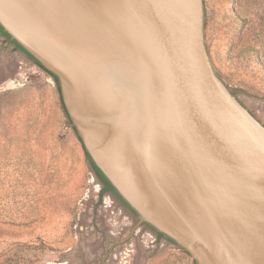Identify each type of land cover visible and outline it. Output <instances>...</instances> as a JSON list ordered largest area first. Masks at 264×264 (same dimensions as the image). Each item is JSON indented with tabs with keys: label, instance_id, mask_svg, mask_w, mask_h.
<instances>
[{
	"label": "water",
	"instance_id": "water-1",
	"mask_svg": "<svg viewBox=\"0 0 264 264\" xmlns=\"http://www.w3.org/2000/svg\"><path fill=\"white\" fill-rule=\"evenodd\" d=\"M34 19L106 32L118 144L90 121L125 160L118 174L136 200L88 145L72 109L78 80ZM0 26L57 77L86 153L142 221L195 264H264V127L208 61L202 0H0Z\"/></svg>",
	"mask_w": 264,
	"mask_h": 264
},
{
	"label": "rangeland",
	"instance_id": "rangeland-1",
	"mask_svg": "<svg viewBox=\"0 0 264 264\" xmlns=\"http://www.w3.org/2000/svg\"><path fill=\"white\" fill-rule=\"evenodd\" d=\"M202 11L214 73L264 127V0H202ZM58 87L0 39V264H195L99 196Z\"/></svg>",
	"mask_w": 264,
	"mask_h": 264
},
{
	"label": "bare ground",
	"instance_id": "bare-ground-1",
	"mask_svg": "<svg viewBox=\"0 0 264 264\" xmlns=\"http://www.w3.org/2000/svg\"><path fill=\"white\" fill-rule=\"evenodd\" d=\"M36 21L34 19L31 31L54 47L55 52L59 53L62 60H66L72 69L73 76L78 80V85H74L75 96L72 109L76 123L84 132L88 145L99 161L112 173L120 188L131 199H135L133 189H129L132 186H126L127 181L118 174V168L124 164L125 160L115 155L114 153L117 152L114 149L111 150L109 144L107 145L104 139L94 132L101 128L111 135L110 140L118 144L119 130L116 129L111 117L113 102L110 98V45L106 32L101 29L98 34H95L92 30L90 35H86L81 33L82 31L75 25L67 22L39 25ZM92 116L94 122L99 124L98 128L91 126L93 125L90 121Z\"/></svg>",
	"mask_w": 264,
	"mask_h": 264
},
{
	"label": "trees",
	"instance_id": "trees-1",
	"mask_svg": "<svg viewBox=\"0 0 264 264\" xmlns=\"http://www.w3.org/2000/svg\"><path fill=\"white\" fill-rule=\"evenodd\" d=\"M0 33L1 35L8 41L10 42V44L13 45V47L15 48V50L19 51L24 57H26L27 59H29L35 66H37L40 70H42L43 72H45L47 75H49L50 77H52V79L57 83V86H59L58 84V80L57 77L55 75H53L52 73H50L49 71H47L36 59H34L25 49H23L16 41L12 40L10 38V36L2 29V27L0 26ZM59 88V87H58ZM62 104V101H61ZM85 156L90 164V167L92 169V171L94 172V175L97 179V181L101 184V194L103 193H111L114 195V197L126 208H128L130 211H132L133 213H135L123 200L122 198L118 195V193L115 191L114 187L110 184V182L105 178V176L102 174V172L96 167V165L92 162V160L90 159L89 155L86 153L85 151ZM157 233L158 236L160 237H164L166 238L163 234L155 231ZM168 239V238H167ZM170 240V239H168ZM171 241V240H170Z\"/></svg>",
	"mask_w": 264,
	"mask_h": 264
},
{
	"label": "flooded vegetation",
	"instance_id": "flooded-vegetation-1",
	"mask_svg": "<svg viewBox=\"0 0 264 264\" xmlns=\"http://www.w3.org/2000/svg\"><path fill=\"white\" fill-rule=\"evenodd\" d=\"M0 39H2L3 41H4V43H5V46H7V47H9V49L10 50H13V51H17V50H15V48L13 47V45L12 44H10V42H8L2 35H1V33H0ZM19 52V51H18ZM20 53V52H19ZM108 194L110 195V196H112L114 199H116L115 197H114V195L113 194H111V193H109L108 192ZM154 231V230H153ZM155 232V231H154ZM162 238H164V237H160V236H158L157 235V233L155 232V240H160V239H162ZM167 239V238H166ZM172 242V241H171Z\"/></svg>",
	"mask_w": 264,
	"mask_h": 264
},
{
	"label": "built area",
	"instance_id": "built-area-1",
	"mask_svg": "<svg viewBox=\"0 0 264 264\" xmlns=\"http://www.w3.org/2000/svg\"><path fill=\"white\" fill-rule=\"evenodd\" d=\"M1 41H3V40L1 39ZM17 52L18 51H13L14 54H16ZM91 180H93V183L95 182L96 185H98V187H99V191H98L99 196L100 195H103V194H101V184L97 181V179H96V177H95L94 172L92 171V169H91ZM153 240H155V239H153Z\"/></svg>",
	"mask_w": 264,
	"mask_h": 264
}]
</instances>
